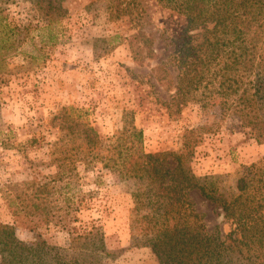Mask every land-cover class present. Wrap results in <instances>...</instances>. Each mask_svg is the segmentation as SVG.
I'll use <instances>...</instances> for the list:
<instances>
[{
    "label": "rangeland",
    "instance_id": "1",
    "mask_svg": "<svg viewBox=\"0 0 264 264\" xmlns=\"http://www.w3.org/2000/svg\"><path fill=\"white\" fill-rule=\"evenodd\" d=\"M31 1L0 0L8 20L34 38L12 53L11 73L0 80V222L14 225L24 242L41 235L66 248L71 239L65 224L100 225L114 252L104 263L161 264L150 247L132 241L128 182L100 166L74 170L69 180L56 177L61 167L52 162L51 145L60 132L53 117L63 107L84 108L103 137L133 121L144 132L146 152L193 146V172L220 176L231 188L243 165L264 157V143L244 133L235 116L204 103L201 89L187 87L185 99L178 98L182 68L173 54L178 38L172 40L180 36L183 20L175 12L147 0L139 23L112 18L108 0H64L65 16L50 26L56 43L33 63L27 55L38 54L34 44L45 31L37 28L47 19ZM139 29L153 34L156 55L144 51L141 60L134 58L130 38ZM161 63L166 69L160 72ZM191 199L210 229H230L219 207L198 191Z\"/></svg>",
    "mask_w": 264,
    "mask_h": 264
},
{
    "label": "trees",
    "instance_id": "2",
    "mask_svg": "<svg viewBox=\"0 0 264 264\" xmlns=\"http://www.w3.org/2000/svg\"><path fill=\"white\" fill-rule=\"evenodd\" d=\"M63 1H31L47 19L44 27L37 28L45 31L34 44L38 54L27 55L33 63L44 60L56 43L58 36L50 26L65 16ZM145 1L108 0V9L112 18L140 23ZM155 1L183 20L180 36L172 40L178 38L173 54L182 68L176 76L178 98L185 99L187 87L201 89L204 103L218 106L223 115L232 114L244 133L264 143V0ZM21 33L0 7L3 82L11 73L12 53L34 39ZM154 44L153 34L143 29L130 38L135 59L141 60L144 51L156 55ZM165 66L159 64L157 71ZM86 115L84 108L70 106L52 119L60 132L51 145L52 162L61 167L56 177L69 180L74 170L100 166L128 182L134 245L150 247L161 264H264V157L243 165L231 188L220 176L199 177L193 172L189 162L193 146L181 152H146L144 132L133 121L126 120L121 130L103 137ZM45 187L48 184L38 190ZM194 191L220 208L230 225L227 232L219 225L210 229L191 199ZM64 227L71 239L68 248L41 235L24 242L14 225L0 222L2 264H106L105 259L114 257L100 225Z\"/></svg>",
    "mask_w": 264,
    "mask_h": 264
}]
</instances>
